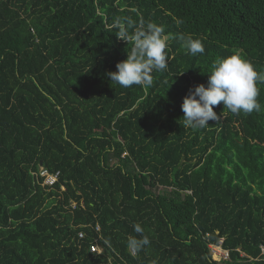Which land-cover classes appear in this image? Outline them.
<instances>
[{"label":"trees","instance_id":"16d2710c","mask_svg":"<svg viewBox=\"0 0 264 264\" xmlns=\"http://www.w3.org/2000/svg\"><path fill=\"white\" fill-rule=\"evenodd\" d=\"M126 20L130 35L164 28L151 86L106 75L132 47L115 34ZM234 53L264 73V0H0V264H264V84L259 112L221 103L183 127V98Z\"/></svg>","mask_w":264,"mask_h":264},{"label":"clouds","instance_id":"9594fccd","mask_svg":"<svg viewBox=\"0 0 264 264\" xmlns=\"http://www.w3.org/2000/svg\"><path fill=\"white\" fill-rule=\"evenodd\" d=\"M177 24L183 23L181 20ZM130 20L124 23L117 22L118 31L115 33L119 39L130 41L132 47L127 51V58L117 62L116 70H109L106 75L113 84L122 88H130L133 85L151 86L153 83V71H164L168 67L166 49L167 39L164 36V28L149 22L141 25L130 35ZM182 47L187 54L195 56L204 53L203 43L191 36H180ZM182 73V72H181ZM207 86L201 83L190 89L183 98L181 110L183 112V127L200 129L208 125V122L217 121L220 115L214 111V107L223 104L233 114H251L259 112L262 105L258 102V83L264 84V73L256 70L253 64L239 54L218 58L207 72ZM133 230L137 234H143L144 229L139 223L133 224ZM150 243L147 236L142 238L129 237L127 247L132 253H138Z\"/></svg>","mask_w":264,"mask_h":264},{"label":"built area","instance_id":"2783aa9c","mask_svg":"<svg viewBox=\"0 0 264 264\" xmlns=\"http://www.w3.org/2000/svg\"><path fill=\"white\" fill-rule=\"evenodd\" d=\"M33 175L35 176V179L37 182H40L41 185H45V186H53L56 182H57V179H58V175H59V172H55V173H51L49 172L46 168H44L42 165L39 166L38 170L37 171H33L32 172ZM39 178H42V180L40 181ZM61 189H64V186L62 185L61 186ZM71 206L72 207H75L76 206V203L75 202H71ZM95 230H99V225L97 224L95 226ZM78 236L80 238H82L84 236V232L83 231H80L78 233ZM209 247L211 249V252H212V258L214 259H221L222 257L223 258H226L228 256V252L227 250L223 249L221 247L220 244H211L209 243ZM215 247H220V254H218V249L215 248ZM90 250L92 252H97V253H100L101 251H103V247L100 246L98 240L95 238L94 241L91 243L90 245ZM221 251L223 252L221 254ZM262 252L264 253V247L262 246ZM219 255L218 257L216 255Z\"/></svg>","mask_w":264,"mask_h":264},{"label":"rangeland","instance_id":"374dc122","mask_svg":"<svg viewBox=\"0 0 264 264\" xmlns=\"http://www.w3.org/2000/svg\"><path fill=\"white\" fill-rule=\"evenodd\" d=\"M159 188H161V190H162V187H159ZM165 189H166V188H165ZM211 244H212V243H211ZM215 248L218 249V254H220V250H221L220 247H215ZM222 253H223V252L221 251V254H222ZM218 254L216 255L217 257L219 256Z\"/></svg>","mask_w":264,"mask_h":264}]
</instances>
